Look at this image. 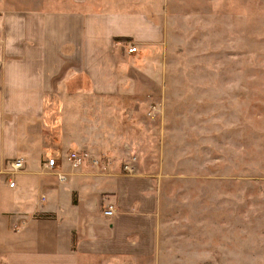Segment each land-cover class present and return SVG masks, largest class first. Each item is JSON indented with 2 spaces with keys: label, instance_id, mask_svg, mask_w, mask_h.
<instances>
[{
  "label": "rangeland",
  "instance_id": "1",
  "mask_svg": "<svg viewBox=\"0 0 264 264\" xmlns=\"http://www.w3.org/2000/svg\"><path fill=\"white\" fill-rule=\"evenodd\" d=\"M84 7L138 9L162 33L129 94L88 100L78 121L68 106L59 113L67 139L79 128L94 134L70 151L87 150L99 168L109 157L123 173L134 155V174L155 179L153 254L105 264H264V0H0Z\"/></svg>",
  "mask_w": 264,
  "mask_h": 264
},
{
  "label": "crops",
  "instance_id": "2",
  "mask_svg": "<svg viewBox=\"0 0 264 264\" xmlns=\"http://www.w3.org/2000/svg\"><path fill=\"white\" fill-rule=\"evenodd\" d=\"M71 1L78 6L88 2ZM161 37L160 23L138 9L0 8L3 264H105L110 258L153 254L154 178L127 175L109 166V157L99 168V160L88 153L79 169H67L66 180L59 181L42 162L54 157L55 170L64 171L69 147L90 142L94 135L79 128L67 139L59 114L63 106L79 112L78 121L79 110L92 108L88 100L129 94L134 76L154 63L151 54ZM129 45L136 51L128 52ZM14 158L24 162L19 182L7 177ZM108 205L110 215L104 213Z\"/></svg>",
  "mask_w": 264,
  "mask_h": 264
},
{
  "label": "built area",
  "instance_id": "3",
  "mask_svg": "<svg viewBox=\"0 0 264 264\" xmlns=\"http://www.w3.org/2000/svg\"><path fill=\"white\" fill-rule=\"evenodd\" d=\"M128 52H135L136 47L129 45L127 47ZM90 156L87 151H70L68 152L66 156V160L69 163V168L74 171L79 169L87 159H89ZM136 158L135 157H130L128 161H126L123 166L122 170L125 172L127 175H133L136 172V163H135ZM93 163H97V160H93ZM9 168L8 171L9 173H15L19 172L24 168V162L21 158H14L13 160H10L9 163ZM43 168L46 171L52 172L56 177L58 178L59 181H64L67 178V173L65 171H56V166H57V161L54 157H49L43 162ZM9 186L14 185V181L9 180L8 183ZM113 212V207L111 205H108V207L104 210V213L106 215H110Z\"/></svg>",
  "mask_w": 264,
  "mask_h": 264
},
{
  "label": "trees",
  "instance_id": "4",
  "mask_svg": "<svg viewBox=\"0 0 264 264\" xmlns=\"http://www.w3.org/2000/svg\"><path fill=\"white\" fill-rule=\"evenodd\" d=\"M126 39V38H125Z\"/></svg>",
  "mask_w": 264,
  "mask_h": 264
}]
</instances>
